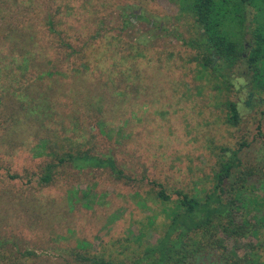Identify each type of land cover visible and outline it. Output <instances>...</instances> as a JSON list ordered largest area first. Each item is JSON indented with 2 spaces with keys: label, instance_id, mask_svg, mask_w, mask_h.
<instances>
[{
  "label": "rangeland",
  "instance_id": "374dc122",
  "mask_svg": "<svg viewBox=\"0 0 264 264\" xmlns=\"http://www.w3.org/2000/svg\"><path fill=\"white\" fill-rule=\"evenodd\" d=\"M62 4L67 5L59 7L62 15L78 17L79 23L66 19L63 26L71 34L88 33L83 27L88 16L110 14L113 25L100 29L118 33L121 12L141 14L142 20L132 18L134 32L129 36L146 34L145 57L134 59L135 52L129 51V74L120 75L123 46L100 41L89 73L77 78L69 71L64 78L57 76V88L44 91L60 102L57 116L50 117L47 111L42 121L32 116L14 132L7 131L9 78L0 74L2 251L8 256L31 251L45 264H53L66 255L63 251L83 242L90 254L129 262L165 230L167 220L156 191L162 187L175 200L178 190L187 194L210 190L219 164L232 151L239 152L244 169L257 174L248 186L262 190L264 92L249 93L241 63L230 72L229 92L220 85V77L202 74L197 62L189 64L196 51L181 41L196 38L199 29L170 0H47L46 8L52 12ZM9 12L17 15L21 9ZM241 15L243 32L234 37L249 46L252 31L258 23L264 25V4L246 6ZM226 28L238 32L236 24ZM17 75L20 81L23 76ZM20 85L24 83L13 86ZM227 100L238 103L237 126L227 124ZM96 114L104 117L106 134L91 126ZM75 118L84 135L75 145L83 144L86 150L93 146L87 139L95 137L98 156L111 155L123 177L109 168L80 171L65 163L52 173L50 184L40 182L45 166L55 161L51 154L55 148L59 153L69 151L70 132L64 130L74 126ZM45 137L54 149L43 144ZM233 249L234 242L227 241L226 251L236 253ZM219 255H212L206 264L219 260Z\"/></svg>",
  "mask_w": 264,
  "mask_h": 264
},
{
  "label": "trees",
  "instance_id": "16d2710c",
  "mask_svg": "<svg viewBox=\"0 0 264 264\" xmlns=\"http://www.w3.org/2000/svg\"><path fill=\"white\" fill-rule=\"evenodd\" d=\"M0 1V74L9 78L11 89L7 131L14 132L32 116L42 121L46 111L50 117L52 114L57 116L60 102L45 96L44 91L57 88V76L64 78L69 71L77 78L89 73L91 63L97 59L100 41L106 40L114 48L123 46L120 75L129 74L127 58L132 57L129 51L135 52L134 59L145 57L146 34L129 36V32H134L132 18L142 20L141 14L121 12L117 17L122 25L118 33L112 29H100L105 24L113 25L110 14L88 16L87 24L83 26L88 33L76 31L71 34L63 28L67 25L66 19L79 21L76 16L61 14L60 8H66L65 4L56 6L52 13L46 8L47 0ZM170 1L177 4L181 14L188 15L199 29L196 38L180 40L196 51L197 56L190 58L189 64L197 62L202 74L220 77V85L229 92L230 72L241 63L246 70L242 75L246 78L249 93L264 92V25L258 23L252 31L249 46L241 45L234 37L243 32L242 10L246 6L264 4V0ZM13 7L20 8L21 12L10 14ZM35 9L38 11L34 12ZM235 24L237 33H234L236 30H227V25ZM76 62H79L77 67H72ZM17 74L23 76L20 81ZM21 83L24 86H13ZM225 108L228 111L227 124L237 126L240 119L237 101L227 100ZM22 112L25 114L23 117ZM75 120L73 127L64 130L70 132L66 137L69 151L59 153L50 138L42 139L45 146L55 148L51 153L55 161L45 166L40 182L44 186L50 184L52 173L64 167L65 163L80 171L109 168L113 174L123 177L111 155L98 156L95 137L87 139L86 142L93 146L86 150L82 149L83 144L75 145L84 138L80 125H76L77 118ZM91 120L92 127L106 134L102 114L99 118L98 114L92 116ZM242 167L239 152L232 151L227 160L219 164L210 190H195L193 194L178 190L175 192L177 199L172 200L160 187L155 199L163 204L162 213L167 220L165 230L155 243H147L142 253L129 262L90 254L86 252V245L78 242L75 248L63 251L66 255H60L53 264H206L205 261L217 253L220 254L219 260L212 264H264V175L261 178L262 190H256L248 186V181L257 174ZM227 241L234 242L236 253L226 251ZM2 247L0 243V264H45L34 252L8 256Z\"/></svg>",
  "mask_w": 264,
  "mask_h": 264
}]
</instances>
